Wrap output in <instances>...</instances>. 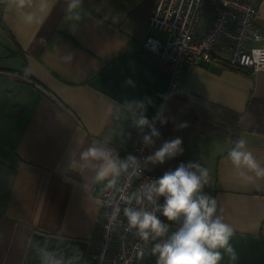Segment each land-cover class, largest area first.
<instances>
[{
  "label": "crops",
  "instance_id": "0c3cea01",
  "mask_svg": "<svg viewBox=\"0 0 264 264\" xmlns=\"http://www.w3.org/2000/svg\"><path fill=\"white\" fill-rule=\"evenodd\" d=\"M154 1L80 0L70 7L73 0H33L31 24L0 3V264H40L32 244L45 239L65 257L79 249L86 264L99 237L102 186L84 191L83 177L66 171L69 150L76 141L107 139L126 157L138 132L115 117L114 102L145 96L154 102L149 119L161 105L169 118L156 123L161 137L147 155L174 137L184 148L155 171L202 157L210 173L205 192L236 229L235 264H264V181L242 183L224 159L228 141L244 137L264 163V70L247 75L200 62L167 94V64L143 48L147 36L166 37L148 25ZM253 1L264 31V0ZM182 122L188 126L177 130ZM150 248L144 264H156Z\"/></svg>",
  "mask_w": 264,
  "mask_h": 264
},
{
  "label": "clouds",
  "instance_id": "9594fccd",
  "mask_svg": "<svg viewBox=\"0 0 264 264\" xmlns=\"http://www.w3.org/2000/svg\"><path fill=\"white\" fill-rule=\"evenodd\" d=\"M14 7L25 24H31L36 17L27 9L33 0H0ZM80 0H73L75 3ZM79 19L75 15L70 19ZM260 37H257L259 40ZM254 60L248 63L260 64L264 49H253ZM66 61L71 56H65ZM126 85L135 87L132 80ZM150 97L143 99H125L114 102V115L137 130L145 148L155 145L161 133L156 127L169 122L164 116V105L149 119L147 109L153 106ZM175 123V121L173 120ZM188 126L187 122L176 124L180 130ZM130 135V134H129ZM112 142L91 140L85 143L75 142L69 150V163L66 171L79 173L85 183L83 189L90 191L95 185H101L103 198H96V211L104 209V216L110 226L124 224V231L133 233L145 245L151 242L148 254L156 257V264H235L238 255L232 244L236 229L225 220L223 210L217 199L205 192L209 186V169L200 160L181 162L175 169H169L158 178H150L129 191L127 184L139 179L150 166L163 165L167 161L183 155V141L174 137L163 141L159 148L141 158L129 153L121 158L113 148ZM224 159L230 164L236 179L246 185L258 186L264 181V163H261L249 148V141L238 137L229 140ZM163 198V203H160ZM164 217L162 220L160 217ZM59 243L64 238L58 234ZM40 264H81L82 253L73 249L70 257L58 253L50 247V242L36 241L32 244ZM137 260L145 256V249L138 248Z\"/></svg>",
  "mask_w": 264,
  "mask_h": 264
},
{
  "label": "built area",
  "instance_id": "2783aa9c",
  "mask_svg": "<svg viewBox=\"0 0 264 264\" xmlns=\"http://www.w3.org/2000/svg\"><path fill=\"white\" fill-rule=\"evenodd\" d=\"M256 12L253 0H155L148 25L163 30L166 37L147 36L143 48L167 64V94L179 90L182 75L200 62H216L250 72L264 70V57L260 64L247 62L255 59L253 49H264V31L255 22ZM129 153L147 156L138 133L131 139ZM150 167L139 179L128 182L129 191L147 179L162 176L154 166ZM98 198L103 197L100 194ZM104 211L99 210L96 219L99 237L86 264H144L145 258L137 260L135 253L138 248L146 252L151 242L145 245L133 233L125 232L126 221L110 226Z\"/></svg>",
  "mask_w": 264,
  "mask_h": 264
},
{
  "label": "trees",
  "instance_id": "16d2710c",
  "mask_svg": "<svg viewBox=\"0 0 264 264\" xmlns=\"http://www.w3.org/2000/svg\"><path fill=\"white\" fill-rule=\"evenodd\" d=\"M223 66V65H222ZM225 68H228L227 66H224ZM232 71H236V72H239V73H244V74H247V75H251V72L250 71H246V70H243V69H236V68H228Z\"/></svg>",
  "mask_w": 264,
  "mask_h": 264
}]
</instances>
